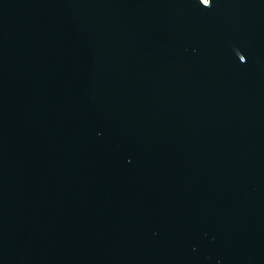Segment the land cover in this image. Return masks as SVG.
<instances>
[{
  "label": "water",
  "instance_id": "1",
  "mask_svg": "<svg viewBox=\"0 0 264 264\" xmlns=\"http://www.w3.org/2000/svg\"><path fill=\"white\" fill-rule=\"evenodd\" d=\"M0 264H264V0H0Z\"/></svg>",
  "mask_w": 264,
  "mask_h": 264
},
{
  "label": "snow or ice",
  "instance_id": "2",
  "mask_svg": "<svg viewBox=\"0 0 264 264\" xmlns=\"http://www.w3.org/2000/svg\"><path fill=\"white\" fill-rule=\"evenodd\" d=\"M205 2H207V0H205Z\"/></svg>",
  "mask_w": 264,
  "mask_h": 264
}]
</instances>
